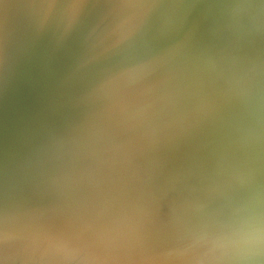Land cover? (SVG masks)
<instances>
[{
	"label": "water",
	"instance_id": "1",
	"mask_svg": "<svg viewBox=\"0 0 264 264\" xmlns=\"http://www.w3.org/2000/svg\"><path fill=\"white\" fill-rule=\"evenodd\" d=\"M264 0H0V264H264Z\"/></svg>",
	"mask_w": 264,
	"mask_h": 264
},
{
	"label": "clouds",
	"instance_id": "2",
	"mask_svg": "<svg viewBox=\"0 0 264 264\" xmlns=\"http://www.w3.org/2000/svg\"><path fill=\"white\" fill-rule=\"evenodd\" d=\"M220 253H253L264 248V219L249 217L243 224L212 241Z\"/></svg>",
	"mask_w": 264,
	"mask_h": 264
}]
</instances>
